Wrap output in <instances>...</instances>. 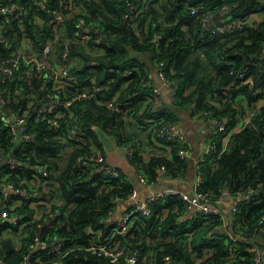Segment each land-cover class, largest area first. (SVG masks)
Returning <instances> with one entry per match:
<instances>
[{"label": "trees", "instance_id": "trees-1", "mask_svg": "<svg viewBox=\"0 0 264 264\" xmlns=\"http://www.w3.org/2000/svg\"><path fill=\"white\" fill-rule=\"evenodd\" d=\"M75 1L78 8L69 7L68 0L52 1L67 14L62 26L70 37H78L74 25L80 18L84 23L78 31L90 36L70 44V52L81 61L72 66L73 76L63 88V95L73 97L72 92L91 90L95 85L103 86L105 91L74 97L75 112L58 122V132L49 118L35 121L31 109V137L23 141V148L14 145L8 127L0 122V152L9 156L0 165L1 174L6 173L8 181L18 183L35 178L37 163L48 164L49 177L37 176L31 191L36 188L45 194L47 190L61 202L52 205L61 214L53 218L49 231L64 241L63 264H124L128 254L135 255L134 264H170L169 260L174 264H255L253 253L248 251L252 245L264 257V223L258 222L264 214V104L258 106L264 96V17L243 23L242 28L235 24L252 12L263 11L264 0ZM188 4H202V12L213 11L216 26L224 31L210 33L211 28L202 27L199 19L188 13ZM134 14L137 16L133 18ZM47 30L46 25H27L36 45H43L51 36ZM9 53L0 46V60ZM145 55L151 62H146ZM158 61L165 62L164 73L175 84L174 104L198 118L208 120L211 116L225 125L215 134L210 132L214 146L197 163L196 171L203 175L198 189L214 204L225 193L245 195L237 201L236 211H229L225 218L201 212L187 218V204L177 194L155 199L148 213H136L129 231L115 238L125 253L117 262H111L83 247L93 237L108 236L116 224L109 220L116 206L112 198L119 196L125 201L135 189L134 182L122 170L117 177L103 176L105 163L101 168L82 166L77 157L94 147L102 150L96 133L100 128L114 135L119 144L134 146L128 160L137 175L141 173L156 183L162 175L183 177L188 157L181 159L178 151L186 145L158 139L169 146V154L152 152L146 156L132 132V121L147 127L150 121L160 118L175 122L174 112L161 102L160 94L153 92ZM126 69L131 72L123 76ZM148 73L152 75L151 85L147 84ZM16 83V76L7 78L0 89L8 97V90H13ZM24 87L26 93L32 92L31 86ZM116 92L123 104L121 113L105 105ZM24 101L16 104L13 100L12 105L22 106ZM247 114L249 121L223 144V138ZM72 126L77 128L76 135L68 131ZM157 126L149 129L152 138H156ZM12 162L14 169L9 168ZM28 195H12L21 200L16 219H0L1 264H20L32 241L36 230L33 220L39 209L33 202L40 198ZM34 255L49 263L59 254L47 255L38 248Z\"/></svg>", "mask_w": 264, "mask_h": 264}, {"label": "built area", "instance_id": "built-area-1", "mask_svg": "<svg viewBox=\"0 0 264 264\" xmlns=\"http://www.w3.org/2000/svg\"><path fill=\"white\" fill-rule=\"evenodd\" d=\"M53 0H0V46L7 48L10 53L5 58L0 60V84L7 78L17 79L16 86L13 90H8V97L5 95V91L0 89V122L8 127V133L12 138L15 146L23 148V141L30 139V111L32 109L33 119L35 121H43L46 118L50 119V123L55 126V131L58 126V122L68 114L72 115L75 112L73 108V98H79L82 96L96 95L105 91V88L100 85H95L91 90H85L82 92H72L73 97L69 95H63V88L67 85V81L72 78L70 71L72 66L77 65L81 59L80 57L73 55L70 52V44L73 42L81 43V39H88L90 36L88 33H80L78 29L83 28L84 19L80 18L75 23L74 34L78 37H70L67 31L62 26L63 20L66 18V13L62 7H56L52 5ZM66 2V0H64ZM69 7L78 8L75 0H68ZM147 1V0H146ZM202 4H188L187 11L194 18L199 19L202 27L207 26L210 29V33L215 34L217 32H223V27L216 26L214 22L213 11L202 12ZM134 14L132 17H136ZM264 17V10L258 12H252L242 22H237L235 26L242 28L243 23L254 22L259 17ZM210 19L214 24H210ZM27 25H33L34 27H48V33L51 34L46 39L43 45H36L33 38L27 32ZM8 29L5 30V27ZM165 62L158 61V68L155 67L154 74L161 80L163 85L175 90V84L164 73ZM131 69L123 71L122 75H129ZM153 74V77H154ZM240 76H242L240 74ZM152 75L148 73L147 84H152L150 81ZM26 85L31 86L32 92L26 93ZM71 88V87H70ZM155 94H160V89L153 88ZM21 99H24L22 106L14 107L12 101L19 104ZM264 104V96L259 105ZM105 105L114 110L117 113H121L123 104L120 100L118 93L111 94L105 102ZM250 116V115H249ZM249 116L244 120L243 125L249 121ZM208 120L211 122L212 134L217 133L225 128L220 122L211 116ZM148 125L151 129L152 125L158 124L154 133L156 139L165 140H177L181 144L188 145V142L184 135L178 130L175 122H170L164 118L150 121ZM242 128V127H241ZM72 135L77 134V128L72 126L68 129ZM66 138V136H62ZM213 142L210 140L206 149L200 157L203 160L204 157L210 152L213 147ZM3 149V148H2ZM127 158L135 150L132 144L124 145ZM178 155L181 159L188 157V148H182L178 151ZM8 153L3 150L0 152V165L8 161ZM78 164L82 166L100 167L103 163L106 165V159L102 150L93 148L86 154L77 157ZM10 169L16 168L14 162L9 165ZM101 168V167H100ZM198 168V165H197ZM103 176L117 177L121 174V170L116 167L106 166L102 170ZM50 174L49 166L47 163L39 162L34 166V177L26 179L22 182H12L7 180V174H1L0 170V187L4 193L0 194V204L3 205L0 211V219H6L13 221L16 219V211L21 200L13 197L19 193L29 194L31 197H39L40 200L33 202L34 207H39L36 213V217L33 221H36V230L33 233L32 241L29 242L28 250L25 253L20 264H63V257L66 252L63 251L64 241L57 238L52 234L51 221L54 217L60 216L61 212L54 208L52 205H59L61 202L57 197L53 196L47 190L45 194H42L38 189L32 185L35 183L36 177L48 178ZM138 179L141 183L147 185L156 184V182L149 181L140 173ZM203 175L200 171H196L193 181L191 183V189L185 191L175 187H165L159 191H155L149 197L144 200H138L136 196V189H133L127 196L125 201H135L130 209H125L120 215L116 224L110 229L106 238L93 237L83 247V250L95 254L98 256L107 257L111 262H117L122 254L125 253L124 246L120 245L119 240H115L118 235L125 234L129 231L133 217L136 213H148L149 205L155 199H158L167 194H177L187 204V218L196 216L197 212L204 214H217L222 218H225V214L217 204L210 201V197L198 189L202 182ZM245 194L238 193L234 196V202L230 211L233 213L236 211L237 201L241 199ZM112 201L117 204L122 201V198L115 196ZM260 224L264 223V214L258 221ZM26 222L25 224H27ZM46 227L47 230H44ZM92 232V230H90ZM234 237V236H233ZM232 237V238H233ZM38 248L44 249L47 255L56 253L59 254L53 260L44 263L39 260L37 255H34V251ZM62 251V254H60ZM248 251L253 253V259L255 264H262L264 257H262V251L256 246L252 245ZM124 264H134L136 257L134 254H128L124 258ZM1 264V263H0Z\"/></svg>", "mask_w": 264, "mask_h": 264}, {"label": "crops", "instance_id": "crops-1", "mask_svg": "<svg viewBox=\"0 0 264 264\" xmlns=\"http://www.w3.org/2000/svg\"><path fill=\"white\" fill-rule=\"evenodd\" d=\"M145 59L146 62H151L148 55H145ZM153 85L160 89L159 96L161 97V102L174 112L177 128L184 135L188 142V145L186 146L188 148V167L183 177L174 179L169 178L166 175H162L160 181H158L156 184H153L152 186L143 184L141 182L139 183L138 175L127 158L124 145L119 144L114 135L108 134L100 128H96L97 136L102 145V152L107 162L106 165L119 168L134 182L138 200H144L154 191H159L165 187H175L189 191L196 173L197 163L206 149L208 142L210 141V132L212 128L211 122L209 120L198 118L197 115H193L190 110L181 108L174 104L172 88L163 85L161 80L155 74L153 77ZM248 116L249 115L247 114L246 118ZM244 120H241V123L223 138V144H227L229 137L233 132H237L241 129ZM131 124L132 132L136 136V142L140 145L139 149H141L146 156L152 152H164L167 155L169 154V146L165 145L155 137L152 138L149 133V127L146 125L138 126L136 123H134V121H132ZM233 202L234 196L225 193L218 199L217 206L224 214H228ZM129 204H132V201L118 202L109 220L116 222L119 218V215L125 209H127Z\"/></svg>", "mask_w": 264, "mask_h": 264}, {"label": "water", "instance_id": "water-1", "mask_svg": "<svg viewBox=\"0 0 264 264\" xmlns=\"http://www.w3.org/2000/svg\"><path fill=\"white\" fill-rule=\"evenodd\" d=\"M210 24H211V25L214 24V22H213L212 19H210ZM138 182L140 183V181H138ZM153 191H154V190H153ZM153 191H152V192H153ZM154 192H155V191H154ZM154 192H153V193H154ZM133 202H135V201H132V203H133ZM121 204H122V203H121ZM97 219H99V217H97ZM168 262H169L170 264H174V263H172L170 260H169Z\"/></svg>", "mask_w": 264, "mask_h": 264}, {"label": "rangeland", "instance_id": "rangeland-1", "mask_svg": "<svg viewBox=\"0 0 264 264\" xmlns=\"http://www.w3.org/2000/svg\"><path fill=\"white\" fill-rule=\"evenodd\" d=\"M62 163V161H60Z\"/></svg>", "mask_w": 264, "mask_h": 264}]
</instances>
